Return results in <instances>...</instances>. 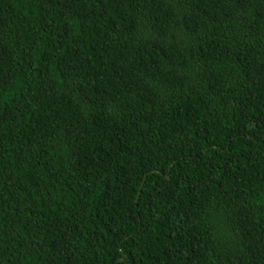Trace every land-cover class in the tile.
<instances>
[{
	"label": "trees",
	"instance_id": "1",
	"mask_svg": "<svg viewBox=\"0 0 264 264\" xmlns=\"http://www.w3.org/2000/svg\"><path fill=\"white\" fill-rule=\"evenodd\" d=\"M0 264H264V0H0Z\"/></svg>",
	"mask_w": 264,
	"mask_h": 264
}]
</instances>
